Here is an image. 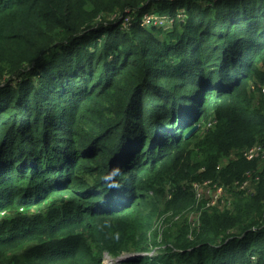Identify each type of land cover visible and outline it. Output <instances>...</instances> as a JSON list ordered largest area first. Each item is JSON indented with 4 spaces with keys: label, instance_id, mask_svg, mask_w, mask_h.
<instances>
[{
    "label": "trees",
    "instance_id": "obj_1",
    "mask_svg": "<svg viewBox=\"0 0 264 264\" xmlns=\"http://www.w3.org/2000/svg\"><path fill=\"white\" fill-rule=\"evenodd\" d=\"M263 143L264 0H0L2 264H104L168 185L197 226L118 264H264Z\"/></svg>",
    "mask_w": 264,
    "mask_h": 264
},
{
    "label": "rangeland",
    "instance_id": "obj_2",
    "mask_svg": "<svg viewBox=\"0 0 264 264\" xmlns=\"http://www.w3.org/2000/svg\"><path fill=\"white\" fill-rule=\"evenodd\" d=\"M214 124H215V119L213 118L209 119V121H205V119L202 120V122L197 124L200 126L198 134L203 135L206 131L212 129L214 127ZM260 164L262 165L261 167L264 166L263 162ZM202 183L203 182L201 181H194L187 185L183 184L184 187H186L189 191L195 194L196 206H200L203 201H206L207 197H210L209 193L206 191V188L204 186H201ZM196 185L197 187L195 190ZM171 187L172 185H168L166 191L167 190L169 191ZM166 191L164 198L158 197L155 191L148 193L147 196L150 201L149 203L151 204V207L150 205L148 206V208L142 207L140 205L138 208H136L133 211L134 215L121 216L122 218H126V220L130 224V228L126 240L124 242H119L117 246H118V250L121 247L126 246V248L124 250H121V252L117 251L116 256H112L109 253L102 252L101 256L104 264H118L122 260H129L128 258L125 259V257L132 258L135 252H138L136 253L138 254L136 255L137 257L150 256L156 258L157 255L166 251L165 250L166 248L163 244V240L167 230L171 228L173 229V231H177L175 224L179 222L182 223L186 222L188 226L191 228V231L197 226V221L200 218L196 216L197 214L200 215V213L196 209L195 211L192 210L186 212L183 215L180 214L178 216L177 215L175 216L173 211H167V201H169V198H168V192L166 196ZM225 198H226V194L222 199ZM228 198L231 197L228 196ZM206 202H208L209 204V201ZM196 208H200V207H196ZM115 223L117 225H120L117 222ZM85 233L87 234V231L84 232V235ZM125 233H127V231ZM0 264H2L1 261Z\"/></svg>",
    "mask_w": 264,
    "mask_h": 264
},
{
    "label": "built area",
    "instance_id": "obj_3",
    "mask_svg": "<svg viewBox=\"0 0 264 264\" xmlns=\"http://www.w3.org/2000/svg\"><path fill=\"white\" fill-rule=\"evenodd\" d=\"M146 19H148V21H149L150 18L146 17ZM160 24H162V23H160ZM243 155H244V158L247 159L248 161H256V160L264 161V143L254 145V146L246 149L243 152ZM201 186H204L206 188V191L210 195V197H207V199H206L209 201V205H215L225 195V190L223 187H221V186L219 187L218 185L213 184L210 181L203 182ZM196 187H197V185L195 186V190H196ZM244 187H245V184L242 186V188H244Z\"/></svg>",
    "mask_w": 264,
    "mask_h": 264
},
{
    "label": "water",
    "instance_id": "obj_4",
    "mask_svg": "<svg viewBox=\"0 0 264 264\" xmlns=\"http://www.w3.org/2000/svg\"><path fill=\"white\" fill-rule=\"evenodd\" d=\"M200 129L199 125H195L192 127V129L186 134V140L190 139L191 137H193L194 135H196L198 133Z\"/></svg>",
    "mask_w": 264,
    "mask_h": 264
},
{
    "label": "bare ground",
    "instance_id": "obj_5",
    "mask_svg": "<svg viewBox=\"0 0 264 264\" xmlns=\"http://www.w3.org/2000/svg\"><path fill=\"white\" fill-rule=\"evenodd\" d=\"M125 258H129V257H125ZM119 260H120V258H119Z\"/></svg>",
    "mask_w": 264,
    "mask_h": 264
},
{
    "label": "clouds",
    "instance_id": "obj_6",
    "mask_svg": "<svg viewBox=\"0 0 264 264\" xmlns=\"http://www.w3.org/2000/svg\"><path fill=\"white\" fill-rule=\"evenodd\" d=\"M125 259H127V258H125ZM129 259V258H128Z\"/></svg>",
    "mask_w": 264,
    "mask_h": 264
}]
</instances>
